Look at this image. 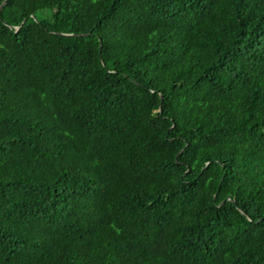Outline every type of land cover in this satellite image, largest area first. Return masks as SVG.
I'll list each match as a JSON object with an SVG mask.
<instances>
[{"label":"trees","instance_id":"16d2710c","mask_svg":"<svg viewBox=\"0 0 264 264\" xmlns=\"http://www.w3.org/2000/svg\"><path fill=\"white\" fill-rule=\"evenodd\" d=\"M0 264H264V0H5Z\"/></svg>","mask_w":264,"mask_h":264},{"label":"water","instance_id":"95a60500","mask_svg":"<svg viewBox=\"0 0 264 264\" xmlns=\"http://www.w3.org/2000/svg\"><path fill=\"white\" fill-rule=\"evenodd\" d=\"M5 3V0H3V3H0V9L2 8V5ZM26 19V18H25ZM25 19H23L22 21H21V23H20V25L25 21ZM19 25V26H20ZM19 26H17L15 29L17 30L18 28H19ZM60 34H62V35H73V33H60ZM99 46H100V44H99ZM160 98H162V95L160 94Z\"/></svg>","mask_w":264,"mask_h":264},{"label":"snow or ice","instance_id":"6c2138e0","mask_svg":"<svg viewBox=\"0 0 264 264\" xmlns=\"http://www.w3.org/2000/svg\"><path fill=\"white\" fill-rule=\"evenodd\" d=\"M0 3H3V0H0Z\"/></svg>","mask_w":264,"mask_h":264}]
</instances>
